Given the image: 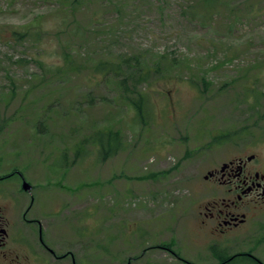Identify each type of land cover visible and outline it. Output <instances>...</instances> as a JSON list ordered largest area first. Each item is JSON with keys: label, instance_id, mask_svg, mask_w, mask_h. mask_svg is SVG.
<instances>
[{"label": "rangeland", "instance_id": "1", "mask_svg": "<svg viewBox=\"0 0 264 264\" xmlns=\"http://www.w3.org/2000/svg\"><path fill=\"white\" fill-rule=\"evenodd\" d=\"M58 2L0 0V176L18 171L0 178L8 258L216 264L214 252L228 248V255L250 251L264 263V198L251 205L247 228L226 237L201 223L204 206L223 195L204 176L250 154L261 168L264 137L196 150L202 133L216 134L243 116L244 85L264 90V0H84L69 28L81 26L78 65L52 80L34 58L61 63ZM35 21L44 29L40 44L13 39L12 30ZM117 55L144 56L160 67L161 77L145 87V125L115 96L111 79L87 73L84 60ZM201 77L213 87L206 100L198 98ZM105 128L121 131L124 148L101 160L87 143L74 160L76 145ZM0 264L10 263L0 257Z\"/></svg>", "mask_w": 264, "mask_h": 264}, {"label": "trees", "instance_id": "2", "mask_svg": "<svg viewBox=\"0 0 264 264\" xmlns=\"http://www.w3.org/2000/svg\"><path fill=\"white\" fill-rule=\"evenodd\" d=\"M61 9L60 19L56 24L57 47L59 49L60 64L54 66L52 63H45L42 59L36 57L34 60L39 63L40 70L44 73L45 79L55 78L56 74L61 73L64 69H75L78 64L74 63L76 54L79 51L78 39L82 36L80 25L76 24L74 29L69 31L71 27V17L75 16L77 10L84 0H59ZM93 16L90 17V20ZM44 32L41 21H35L30 26L25 27L22 31L12 30L13 39L23 40L29 39L35 44H40V38ZM8 40L7 43L13 40ZM144 56L137 55H117L110 59L102 58L95 61L84 60L87 73L92 72L94 77L111 79L115 85V96L118 100L132 109L139 123L145 125L148 123V112L150 109V97L146 90V86L155 78L161 77L159 66L157 64H145ZM75 73V72H74ZM205 77H201V87L199 86L198 98L204 99L212 92V83L205 81ZM199 80V81H200ZM257 82H252L251 85H244L242 91V102L247 109L243 112V116L234 124L229 123L225 129L217 130L216 134L202 133L204 137L202 144L196 148L197 151L206 150L212 146H221L226 143L236 142L246 138H253L256 135L264 137V90L257 86ZM206 100V99H204ZM206 124H201L205 126ZM122 133L119 129L105 128L98 129L92 135L84 137L79 144L76 145L74 160L83 157L84 146L90 143L97 149L99 159L104 160L115 155L124 148ZM191 155L190 152L187 153ZM65 153H63L61 165L66 164ZM73 160V161H74ZM6 177H2L4 179ZM264 238V233L259 239L261 242ZM212 247L217 249V244ZM213 249V250H214ZM217 252V253H216ZM214 257L217 259L216 264H230L232 260H239L241 264H264L253 257L250 251L236 252L228 255V248L223 252L218 249L214 252ZM243 257V259H241Z\"/></svg>", "mask_w": 264, "mask_h": 264}, {"label": "flooded vegetation", "instance_id": "3", "mask_svg": "<svg viewBox=\"0 0 264 264\" xmlns=\"http://www.w3.org/2000/svg\"><path fill=\"white\" fill-rule=\"evenodd\" d=\"M247 157L230 160L226 162L227 164L222 170H213L212 177L209 175L215 181L216 186L222 188L223 191L220 199H215L204 206V218L201 223L204 226L209 224L212 235L226 237L243 226L247 228L248 211L251 209V205L258 203L260 198H264V163L261 168H258L251 164L255 160V155L251 159H247ZM15 169L0 178L18 174ZM217 173L218 178H214ZM1 219L2 215L0 214V221ZM6 236L7 231L0 223V257L2 260H8L10 264L11 262L12 264H21L20 261L8 258L10 251L6 249Z\"/></svg>", "mask_w": 264, "mask_h": 264}, {"label": "water", "instance_id": "4", "mask_svg": "<svg viewBox=\"0 0 264 264\" xmlns=\"http://www.w3.org/2000/svg\"><path fill=\"white\" fill-rule=\"evenodd\" d=\"M253 157H254V155L250 154V155H248L247 159H251ZM226 164L227 163H223L220 167V170H222L226 166ZM211 174H212V171L207 172V174L204 176V178H207ZM21 188L25 191H28V190H30L31 185L27 181L23 180L21 183Z\"/></svg>", "mask_w": 264, "mask_h": 264}]
</instances>
